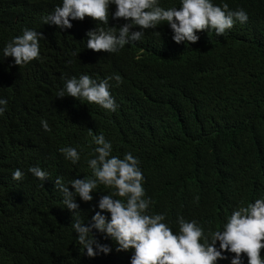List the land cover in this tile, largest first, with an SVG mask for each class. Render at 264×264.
<instances>
[{"label": "trees", "instance_id": "1", "mask_svg": "<svg viewBox=\"0 0 264 264\" xmlns=\"http://www.w3.org/2000/svg\"><path fill=\"white\" fill-rule=\"evenodd\" d=\"M212 3L243 9L247 22H236L222 36L197 32L195 44L175 43L162 22L109 54L87 49L86 33L98 26L89 17L71 21L70 29L43 23L62 0H0V98L7 100L0 115V264H131L133 250L118 252L112 238L95 230L92 235L111 251L88 257L72 228L76 220L87 226L101 196L115 190L101 184L91 202L77 197V215L65 208L55 186L57 177L67 185L92 176L87 161L95 158L96 145L88 130L103 134L112 156L131 153L139 160L149 212L163 214L174 232L183 216L208 236L222 230L242 203L264 199V0ZM159 5L178 8L180 0ZM115 11L110 4L108 27L130 23L112 19ZM25 29L44 39L39 59L17 66L3 58V49ZM82 74L98 82L122 78L109 81L116 111L57 98L66 80ZM69 146L80 155L76 164L59 151ZM33 166L47 171L48 181L29 173ZM16 169L24 173L20 181L12 179ZM222 255L215 264L235 258ZM240 260L248 264L245 254Z\"/></svg>", "mask_w": 264, "mask_h": 264}, {"label": "clouds", "instance_id": "2", "mask_svg": "<svg viewBox=\"0 0 264 264\" xmlns=\"http://www.w3.org/2000/svg\"><path fill=\"white\" fill-rule=\"evenodd\" d=\"M110 4L116 8L112 19H123L130 23L119 28L108 27ZM85 17L98 24L96 29L86 33L87 49L109 54L130 42L139 41L144 36L143 30H154L162 22L170 27L175 43L186 41L195 44L199 40L197 32L214 30L217 36H222L236 22L246 23L248 20L243 9L232 11L226 3L218 6L212 0H180L178 8L168 9L161 7L159 0H62V4L42 20L44 24L70 29L71 21H82ZM134 27L139 30L132 31ZM155 34L160 36L159 32ZM42 39V33L25 29L4 47L3 58L11 57L17 66L39 59ZM113 79L117 84L122 82L119 75L99 82L87 74L80 75L78 79L72 77L66 80L57 98L70 96L114 112L117 105L109 91V81ZM6 105L7 100L0 98V115L6 111ZM41 125L45 131H51L47 121L42 120ZM88 132L96 145L95 158L87 161L92 176L70 180L67 185L61 177L55 180L56 188L63 194L65 208L77 215L81 213L77 197L85 203L91 202L92 193L101 184L115 190L113 194L101 196L97 205L99 211H95L87 226L80 220L72 224L77 241L88 257L100 253L107 255L111 251L108 245L99 243L92 235L95 230L112 238L118 245V252L133 250L131 264H215L218 259L226 258L222 255L224 251L235 254L231 264H241V254L247 256L248 264H264V258L260 255L264 251V199L242 203L231 213L227 222L222 223V230L213 231L208 236L196 220L188 221L183 216L177 217L178 231L174 232L164 222L163 214L149 212L152 201L145 198L139 160L131 153L125 154L122 159L112 156V145L103 134ZM59 151L73 164L80 160L75 147H61ZM28 171L42 182L49 179V173L38 166L30 167ZM23 178L24 173L20 169L13 171V180ZM104 212L110 214V220L102 215ZM217 242L219 250L215 247Z\"/></svg>", "mask_w": 264, "mask_h": 264}]
</instances>
